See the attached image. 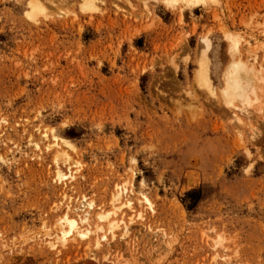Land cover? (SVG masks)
I'll return each instance as SVG.
<instances>
[{"label":"rangeland","instance_id":"rangeland-1","mask_svg":"<svg viewBox=\"0 0 264 264\" xmlns=\"http://www.w3.org/2000/svg\"><path fill=\"white\" fill-rule=\"evenodd\" d=\"M0 264H264V0H0Z\"/></svg>","mask_w":264,"mask_h":264},{"label":"bare ground","instance_id":"bare-ground-1","mask_svg":"<svg viewBox=\"0 0 264 264\" xmlns=\"http://www.w3.org/2000/svg\"><path fill=\"white\" fill-rule=\"evenodd\" d=\"M175 2V1H178V0H167V2ZM208 42V41H207ZM205 44V43H204ZM206 46V45H205ZM208 46V45H207ZM208 48V47H207ZM204 58H206V60L208 59L207 57H204ZM205 59H204V65H208L209 63H207V61H206ZM205 62H206V64H205ZM204 65H203V71H204V75L205 76H203L205 79L208 77V73H207V70H208V68H205L204 67ZM236 65V64H235ZM238 65V66H237ZM237 67L236 66H232L230 69H229V71H226V74H227V77H228V79L226 80V83H225V88H224V90L225 91H223V95L225 96V97H227V99L229 100V99H233V95L232 94H234L235 95V97H237L238 99L241 97L242 99H243V97H244V95L247 93V92H245V90H247V89H245V90H243L244 88L242 87L243 86V84L242 85H237L239 82H238V75H239V77H240V73H241V66L237 63ZM251 71V70H250ZM245 73V72H244ZM244 77V76H243ZM255 78V77H254ZM253 78V79H254ZM208 79V78H207ZM237 80V84H235V80ZM241 79H243V78H241ZM250 79V78H249ZM210 80V79H209ZM259 80V79H258ZM244 81V80H243ZM209 82V81H208ZM224 83V82H223ZM246 83V82H245ZM209 84V83H208ZM207 84V85H208ZM253 84V83H252ZM237 85V86H236ZM251 85V84H250ZM209 87V86H208ZM212 87V86H211ZM244 87H246V86H244ZM247 87H248V83H247ZM252 87V86H251ZM250 87V88H251ZM254 87V86H253ZM256 87V86H255ZM210 89V88H209ZM213 89V88H212ZM242 90H243V92H244V94L242 93ZM256 90H257V87H256ZM233 91H234V93H233ZM232 92V93H231ZM229 93V94H228ZM229 96V97H228ZM231 96V97H230ZM243 96V97H242ZM247 96V95H246ZM259 97V96H258ZM240 98V99H241ZM247 98V97H246ZM255 98H257V97H255ZM223 99V98H222ZM248 99V98H247ZM226 100V99H225ZM224 100V101H225ZM243 100H246V99H243ZM242 100V101H243ZM260 100V99H259ZM231 101V100H230ZM258 101V100H257ZM255 102V101H254ZM226 104V103H225ZM227 105V104H226ZM252 107V106H251ZM255 107V106H254ZM240 108V107H239ZM260 108V107H259ZM242 109H244V108H242ZM248 109V108H247ZM257 109V108H256ZM240 110V109H239ZM239 110H237V111H239ZM241 111V110H240ZM242 111H244L243 112V114H239V115H243V117H245L244 115L245 114H248V113H245L246 112V109H244V110H242ZM241 111V112H242ZM248 111V110H247ZM253 111H254V109H253ZM255 111H257V110H255ZM260 111V110H259ZM261 112V111H260ZM232 114V113H231ZM250 114V113H249ZM252 114V113H251ZM259 114V113H258ZM250 115H248V116H246L245 118H247V117H249ZM234 117V116H233ZM250 118V117H249ZM239 119V118H238ZM240 120V119H239ZM235 122H237V123H239L238 121H235ZM252 129V128H251ZM256 130V129H255ZM255 130H254V132H255ZM254 132H252L253 133V135H254ZM256 134V133H255ZM252 136V135H251ZM260 138V137H259ZM254 140V139H253ZM255 142V141H254ZM57 148H58V145H55ZM56 148V149H57ZM56 152H58V153H64V151H61V150H56ZM62 157V156H61ZM63 177H65V175L61 172V171H59L58 170V172H57V178H58V180L60 179H62ZM123 190H121V188L120 187H117L116 189H115V191H114V193L111 195V203L110 204H116V203H119V205H120V207H126L127 209H129V210H131L132 209V201L130 200V198L129 197H126V196H123ZM125 198V201H124V203H122L121 202V200H123ZM129 198V199H128ZM115 208V207H114ZM117 208V207H116ZM95 209H96V207H95V204L92 202V201H89V202H86V201H83V202H81L80 203V205H79V207H77V208H75L74 210H72L70 207H67V213L60 219V220H58L57 221V225L58 226H56V227H58L57 228V230H55L54 231V233H55V240L56 241H59V242H61L63 245L65 244V243H67L69 240H72V241H74V240H77V238H81V239H87V238H90V236L92 235V236H95V238H94V245H95V248L97 247V248H99L101 245H103V244H101V242H105L106 243V245H109V244H107V242L109 241V240H113L114 239V237H115V233H114V231L115 230H117L118 229V227H119V225H117L116 224V222L115 223H113V222H111V224H108V229H107V231L109 232V234H110V238L109 239H106V236L105 235H102V236H99V235H97L98 233L97 232H99V231H101L102 232V234H103V227L100 225V224H97L96 223V221H94V227H92V224H93V219H92V214H94V212H95ZM122 209V208H121ZM107 214V213H106ZM112 214V213H111ZM114 214V213H113ZM105 215V214H104ZM102 215V214H99V215H97L96 216V218L98 219V220H105V219H107L108 217H110L109 216V214H108V216L107 215ZM138 217V216H137ZM139 218V217H138ZM98 222V221H97ZM100 222V221H99ZM56 225V224H55ZM124 227H122L121 228V234H119L120 235V237H122V238H124L125 236H127V234H128V232H129V227L128 226H126V225H123ZM57 232V233H56ZM118 235V236H119ZM80 240V239H79ZM111 242V241H110ZM51 244V243H50ZM105 245V244H104ZM111 245V244H110ZM109 245V246H110Z\"/></svg>","mask_w":264,"mask_h":264}]
</instances>
